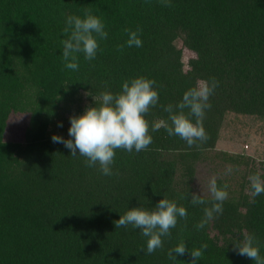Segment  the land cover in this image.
<instances>
[{
    "label": "trees",
    "instance_id": "1",
    "mask_svg": "<svg viewBox=\"0 0 264 264\" xmlns=\"http://www.w3.org/2000/svg\"><path fill=\"white\" fill-rule=\"evenodd\" d=\"M171 3L0 0V264H190L187 254L168 258L182 241L189 249L208 245L197 264H255L232 250L242 234L256 238L264 257V194L253 198L249 182L253 174L264 179V155L257 164L247 153L214 150L228 114L259 122L264 137V0ZM85 9L104 22L108 37L94 60L79 53L73 71L62 61L63 29L68 16L83 18ZM125 28L142 29V47L117 51L128 39ZM184 51L194 56L185 61ZM140 76L154 80L159 92L146 116L150 124L167 120L161 105H175L198 81L215 78L219 86L203 119L208 141L189 147L164 128L150 131L146 151L116 150L112 176L52 142L54 134L70 138V117L95 106L94 97L120 93L125 80ZM14 115L28 118L23 143L4 139ZM211 162L213 175L227 166L215 178L229 195L223 213L197 230L211 195L202 194L208 204L193 205L190 194L197 166ZM164 197L188 216L148 255L139 229H116L114 222Z\"/></svg>",
    "mask_w": 264,
    "mask_h": 264
},
{
    "label": "clouds",
    "instance_id": "2",
    "mask_svg": "<svg viewBox=\"0 0 264 264\" xmlns=\"http://www.w3.org/2000/svg\"><path fill=\"white\" fill-rule=\"evenodd\" d=\"M150 2V0H146ZM162 6L172 7L171 0H160ZM63 34L67 37L61 41L62 61L64 67L73 71L79 69L78 54L83 53L85 60L92 61L101 51L99 41L108 37L104 22L93 15L91 9L84 10V17L70 15L66 19ZM128 35L126 44L117 46V51L123 52L125 46L142 47L140 38L141 28L135 31L125 28ZM156 82L140 76L125 80L122 91L113 94L104 91L99 99L94 97L95 106H89L82 115L70 117L69 139L59 135L51 137L53 143H61L69 149L71 156L78 154L85 157L86 167L99 166V171L105 176H112V166L115 161L116 150L139 153L146 151L153 142L151 132L164 128L169 136H178L189 147L206 143L209 139L203 126L205 111L212 107L210 97L214 94L219 82L212 78L210 81H198L196 86L187 90L182 100L173 105H161L163 111L168 113L167 120L150 122L146 116L159 102V92L154 87ZM185 109L188 112L185 113ZM195 118L194 120L192 118ZM62 127V123L58 124ZM78 153V154H77ZM233 171L231 167L226 174ZM251 194L253 198L264 194V179L260 174L249 176ZM228 185L218 187L217 180L212 177L208 183V192L211 195L210 207L204 208L203 219L195 225L202 230L217 215L223 213V204L228 199ZM193 205L208 204L202 194L191 193ZM188 216L184 206L167 198L161 199L154 208L146 209L134 207L116 220L115 227L127 228L131 225L139 229L142 236L147 237L145 254H153L157 249L163 248V238L171 236V230L177 226L178 219L186 220ZM243 239L232 244V250L240 256H245L255 262L264 264V257L260 254L259 242L253 235L242 234ZM208 245L202 244L199 248L189 249L185 242L168 251L169 260L175 261L177 256L185 254L191 257L190 264H197L203 257ZM145 251V249H141Z\"/></svg>",
    "mask_w": 264,
    "mask_h": 264
},
{
    "label": "rangeland",
    "instance_id": "3",
    "mask_svg": "<svg viewBox=\"0 0 264 264\" xmlns=\"http://www.w3.org/2000/svg\"><path fill=\"white\" fill-rule=\"evenodd\" d=\"M194 54L184 51L183 59L187 61ZM226 124L221 129L219 140L215 145V151L227 152L230 154L247 153L258 161L264 155V137L257 132L259 122L253 121L251 118L228 114L226 116ZM28 125V118L25 116H12L8 123L4 139L12 142H24V132ZM216 163V162H215ZM212 164H199L196 168V177L193 183L195 193L207 194L208 183L212 177L220 176L222 170L219 166L217 173L212 174ZM260 167H258L259 169ZM264 174V169H259ZM224 174V173H223Z\"/></svg>",
    "mask_w": 264,
    "mask_h": 264
}]
</instances>
